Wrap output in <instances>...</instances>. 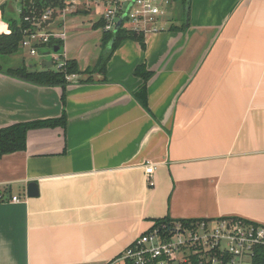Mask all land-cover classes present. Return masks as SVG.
Here are the masks:
<instances>
[{"label": "crops", "instance_id": "0c3cea01", "mask_svg": "<svg viewBox=\"0 0 264 264\" xmlns=\"http://www.w3.org/2000/svg\"><path fill=\"white\" fill-rule=\"evenodd\" d=\"M21 1L0 0L2 14ZM188 2L144 48L121 41L104 79L81 72L98 54L82 67L64 46L80 70L64 86L0 71V127L66 116L0 157V192L20 198L0 202V264H118L164 217L264 225V0Z\"/></svg>", "mask_w": 264, "mask_h": 264}, {"label": "built area", "instance_id": "2783aa9c", "mask_svg": "<svg viewBox=\"0 0 264 264\" xmlns=\"http://www.w3.org/2000/svg\"><path fill=\"white\" fill-rule=\"evenodd\" d=\"M173 1L81 0L84 7L95 5L96 9H102L99 19L103 31H113L122 17L119 28L143 35L167 27L168 8ZM78 2L62 0V7L48 6L39 16L25 14L23 20L29 21L32 29L24 30L20 47L35 54L51 38L63 39V31L46 32L40 24L55 11L63 19ZM57 66V69H63L64 61ZM75 78V73L65 74L67 82ZM153 171L151 163L144 166L148 185L154 184ZM2 201L18 202L20 198L16 195L5 197L0 192ZM260 245H264V225L240 217L164 219L153 221L135 237L123 249L120 259L131 264H252L256 248Z\"/></svg>", "mask_w": 264, "mask_h": 264}, {"label": "trees", "instance_id": "16d2710c", "mask_svg": "<svg viewBox=\"0 0 264 264\" xmlns=\"http://www.w3.org/2000/svg\"><path fill=\"white\" fill-rule=\"evenodd\" d=\"M186 7L188 6V0H183ZM62 0H23L21 1V11L19 13V20H9L6 19V24L8 31L0 32V55H11L15 54L20 49V41L24 36V30H31L32 26L29 21H24L23 16L25 14L29 16H39L45 8L48 6L62 7ZM3 6H0L1 19L5 22V15L2 14ZM102 27V21L99 20L93 24V28ZM126 39H133L139 42L140 46L144 48V40L142 33H136L134 31L118 28L116 32L102 31L101 35V52L95 60L92 67H87L84 69L83 73L88 74L87 80H90V75L93 73H99L105 78L106 75V63L110 56L112 55L115 48L120 44L121 41ZM60 46L58 53L62 52L63 43L60 39L51 38L45 48L51 49L53 46ZM142 66L136 67L135 72H140ZM0 71L16 77L18 79L25 80L36 85H59L64 86L67 82L65 80V74L80 73L77 63L74 59L64 60V68L53 70L51 68H43L40 70L30 69L24 63L15 68H3L0 65ZM150 76L149 72H143V84L139 89L138 93H145V82ZM61 99L64 102V94H62ZM144 102V100H143ZM66 116L65 112H62L61 116L58 118L42 119V120H32L13 123L6 127H0V157L4 154L21 151L25 149L26 145V133L29 129L39 128V127H51V126H65ZM169 219L164 217L158 220ZM126 264H131L126 262ZM252 264H264V245H260L256 248Z\"/></svg>", "mask_w": 264, "mask_h": 264}, {"label": "rangeland", "instance_id": "374dc122", "mask_svg": "<svg viewBox=\"0 0 264 264\" xmlns=\"http://www.w3.org/2000/svg\"><path fill=\"white\" fill-rule=\"evenodd\" d=\"M82 10L85 9L84 6H82L81 0H79L76 6L70 9V12H68L63 19L58 15V12L55 11V13L45 22H42L40 26L46 32H49L50 29H53L50 31H54V29L57 30L56 28H58L57 26L60 24L57 23V21H63L64 28H59V30L64 33V38L60 39L63 40V56L64 58L73 57L76 58V60L78 59V63L83 67L84 63L92 62L91 58L100 54V35H102L103 30L100 26L96 28L91 26V21L99 19V13H101L102 9H96L95 5H91L90 8L87 9V12ZM5 15V22L6 19L18 21L19 12L17 11V5H15L13 9H8ZM1 21L3 20L1 19ZM0 29L2 30L3 28L0 27ZM1 30L0 32H3ZM48 50L49 49L43 47L37 50L35 54H30L28 53V49L20 47L19 51L15 54L0 55V65L3 68H15L24 63L30 69L40 70L43 69L42 61L49 60L53 62L50 68L57 70V65L62 63L65 59L61 57V53H54L52 51L47 53ZM126 262L127 261H119L118 264H126Z\"/></svg>", "mask_w": 264, "mask_h": 264}, {"label": "water", "instance_id": "95a60500", "mask_svg": "<svg viewBox=\"0 0 264 264\" xmlns=\"http://www.w3.org/2000/svg\"><path fill=\"white\" fill-rule=\"evenodd\" d=\"M121 20H122V17L119 18V20H118L116 26H115L114 29H113V32H116V31L118 30L119 25H120V23H121ZM59 50H60V46L55 45V46H53L51 49H49V50L47 51V53H49L50 51H52V52H54V53H58ZM51 65H52V61H49V60H48V61H44V62H42V67H43V68H50ZM26 194H27V196H34V195L37 194L36 183H34V182H29V183L27 184V187H26Z\"/></svg>", "mask_w": 264, "mask_h": 264}]
</instances>
